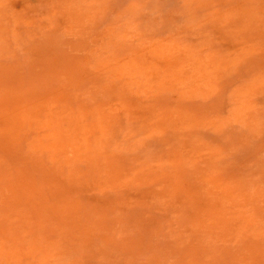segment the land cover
Masks as SVG:
<instances>
[{
  "label": "rangeland",
  "instance_id": "obj_1",
  "mask_svg": "<svg viewBox=\"0 0 264 264\" xmlns=\"http://www.w3.org/2000/svg\"><path fill=\"white\" fill-rule=\"evenodd\" d=\"M0 264H264V0H0Z\"/></svg>",
  "mask_w": 264,
  "mask_h": 264
}]
</instances>
